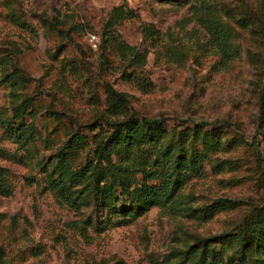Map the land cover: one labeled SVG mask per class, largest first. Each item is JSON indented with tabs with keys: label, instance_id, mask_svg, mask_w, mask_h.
Wrapping results in <instances>:
<instances>
[{
	"label": "rangeland",
	"instance_id": "1",
	"mask_svg": "<svg viewBox=\"0 0 264 264\" xmlns=\"http://www.w3.org/2000/svg\"><path fill=\"white\" fill-rule=\"evenodd\" d=\"M206 12L230 30L229 51L199 19ZM263 18L264 0H0V56L25 79L11 88L0 76V114L29 97L16 123L35 128L17 141L0 126V264H173L185 242L234 231L258 208L264 217ZM107 83L126 94L128 111L186 135L175 205L153 196L146 207L132 205L123 194L98 217L47 185L43 162L66 134L88 136L73 165L93 154L95 131L84 124L102 123ZM215 124L219 142L203 140ZM191 146L207 150L199 167ZM256 251L264 264V245Z\"/></svg>",
	"mask_w": 264,
	"mask_h": 264
},
{
	"label": "trees",
	"instance_id": "2",
	"mask_svg": "<svg viewBox=\"0 0 264 264\" xmlns=\"http://www.w3.org/2000/svg\"><path fill=\"white\" fill-rule=\"evenodd\" d=\"M206 13L207 16L199 18L202 24L222 51H229L231 33L227 25L223 26L217 16ZM8 63H11V68ZM0 76L2 81L9 82L11 88L25 81L8 55L0 56ZM105 92L108 104L99 118L102 123L95 120L84 124L90 131H95L92 135L93 154L87 155L82 163L73 165L70 155L76 154L87 144L88 136L75 130L66 134L47 157L46 163L43 162L47 185L71 205H89L98 217L103 215L104 207L114 204L123 194L129 195L132 205L146 207L152 202V196L162 205H175L174 194L187 173L186 135L170 132L161 117L128 111L126 94L113 88L110 83L106 84ZM29 105L30 99L25 97L20 104L12 107L9 117L0 114V126L17 141L34 134L35 128L31 121L16 123L17 119L21 120L26 114ZM258 110L259 119L264 120V83ZM222 123L231 124L228 121ZM195 124L202 127L206 122ZM219 127L220 124L212 125V128L203 132L202 139L219 142L215 137ZM251 142L255 145L258 158L262 160L256 145L257 139L253 137ZM191 148L193 151L189 161L199 167L196 161L206 157L207 150L205 147L202 150L194 146ZM139 173L142 176L140 181L137 180ZM155 178L160 181L155 184L146 183ZM221 200L231 203L225 202L224 198ZM260 211L258 208L243 216L234 231L222 230L185 242L183 247L174 251L176 260L173 264H262V258L256 251V248L264 245V217L258 215ZM215 242L228 243L232 254L225 257L220 252L224 245L217 248L213 245Z\"/></svg>",
	"mask_w": 264,
	"mask_h": 264
},
{
	"label": "built area",
	"instance_id": "3",
	"mask_svg": "<svg viewBox=\"0 0 264 264\" xmlns=\"http://www.w3.org/2000/svg\"><path fill=\"white\" fill-rule=\"evenodd\" d=\"M89 43L92 45L93 48L97 47V38L96 35L94 33L89 35Z\"/></svg>",
	"mask_w": 264,
	"mask_h": 264
}]
</instances>
